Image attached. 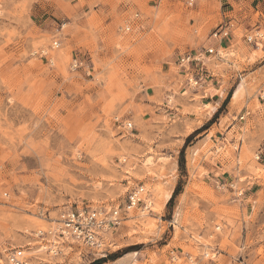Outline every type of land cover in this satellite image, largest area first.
Masks as SVG:
<instances>
[{
    "label": "rangeland",
    "instance_id": "rangeland-1",
    "mask_svg": "<svg viewBox=\"0 0 264 264\" xmlns=\"http://www.w3.org/2000/svg\"><path fill=\"white\" fill-rule=\"evenodd\" d=\"M230 2L0 0V264L6 247L36 264H264V81L232 80L261 54L246 35L264 43L263 13ZM224 20L233 44L208 55ZM188 52L210 56L220 90L248 87L234 115L188 84ZM138 186L148 209L128 206ZM77 205L123 219L99 247L45 252Z\"/></svg>",
    "mask_w": 264,
    "mask_h": 264
},
{
    "label": "built area",
    "instance_id": "built-area-1",
    "mask_svg": "<svg viewBox=\"0 0 264 264\" xmlns=\"http://www.w3.org/2000/svg\"><path fill=\"white\" fill-rule=\"evenodd\" d=\"M195 0H190L193 3ZM225 4H231L230 0H221ZM232 23L231 21L224 20L221 22L213 32V36L218 40V43H221L224 40L229 41L232 36L231 31ZM262 35L258 34H250L246 35V40L250 43L259 40ZM57 44L58 42L55 41ZM216 45L208 48L206 53L213 54L217 53ZM194 53L188 52L183 53L178 61L180 63L181 69L185 75H187V82L191 86L194 82L195 88L202 89L204 92V96L208 95L207 92V83L209 78L207 76V65L205 61L196 59L193 55ZM82 62L75 58L73 61L74 67L81 66ZM192 87V86H191ZM194 88V86H193ZM243 118V116H242ZM127 126L132 128V123L128 122ZM260 158V156H259ZM145 192L144 186L135 187L129 197V207H133L139 204H143L145 207L147 206V202L144 201L143 194ZM61 218L64 224V228L68 229L72 232L77 238L86 242V244L94 247H99L102 245V235H100V230L109 229V227H113L119 225L121 220L123 219V214L118 210H112L111 213H105L100 210H95L89 205H83L76 207H70L65 209ZM64 234V233H63ZM7 256V260L9 264H28L31 263L28 257L24 256L21 259H18L16 256V252L18 249L16 247H6L4 249Z\"/></svg>",
    "mask_w": 264,
    "mask_h": 264
},
{
    "label": "crops",
    "instance_id": "crops-1",
    "mask_svg": "<svg viewBox=\"0 0 264 264\" xmlns=\"http://www.w3.org/2000/svg\"><path fill=\"white\" fill-rule=\"evenodd\" d=\"M262 7V9H261ZM253 8L255 9V11H261L263 13V16L260 17V24L259 26H263L264 27V0H258L257 4H255V6H253ZM247 11L248 8H247ZM249 19V18H248ZM232 27V26H231ZM248 30H252V28H248ZM232 31V28H231ZM236 36H234L233 32H232V36L230 37L229 41L224 40L221 43H218V40L215 41V45L216 47L219 48V46H223V48H228L230 46H232L231 44H233V40L235 39ZM261 46H254L253 49L254 50H261V54L258 57V59L252 63L249 64L247 66H244L243 69L239 70H235L233 76H232V80H234V77L236 79V83H238L240 81V79L242 78H248L249 76L255 74L256 71L259 70V73L262 75V80L264 81V43L260 42ZM194 57L196 59H200L202 60V58H204L205 63L207 65V63L210 61L208 55H206V57H201V55L197 56L195 55V53L193 54ZM207 76L209 78V82L208 85L214 86L219 92V96H215L213 93L210 92L209 99L207 100V103H211V104H215L216 107L214 109V111L216 112H220L222 109L223 111L221 112V116L220 118L225 114H229L232 113L233 115L236 113L235 107L237 104H239L240 102H242L243 98L248 97V87H247V94L244 91V89L240 90L239 93H237L236 91V84L234 86H231V80L229 81V84L227 85L226 83H223L222 85H219V87H221L222 90H220L217 85L220 83L219 82V78L218 75H216L215 72H213V70L207 65ZM247 86V83H246ZM207 90L208 87H206ZM202 93V92H201ZM205 102V101H204ZM234 103V104H232ZM261 104L263 105L262 109L260 110L259 113L262 114V116L264 117V99H261ZM247 109V108H246ZM232 110V112H231ZM218 118V119H220ZM239 121H235L233 122V125L231 127V130L234 128H237L239 126ZM242 122V121H240ZM218 123V122H214L211 124V126L209 127V130H211L213 128V126ZM209 134V133H208ZM208 134L205 136V138L208 136ZM262 151H264V147H262Z\"/></svg>",
    "mask_w": 264,
    "mask_h": 264
},
{
    "label": "bare ground",
    "instance_id": "bare-ground-1",
    "mask_svg": "<svg viewBox=\"0 0 264 264\" xmlns=\"http://www.w3.org/2000/svg\"><path fill=\"white\" fill-rule=\"evenodd\" d=\"M250 34H252V33H250ZM259 40L256 41V45H258L259 42H262V41H259ZM213 46H215V45H213ZM209 48H211V47H209ZM205 53H206V50H205ZM206 54H208V53H206ZM213 54H218V51H217V53H213ZM208 55H212V54H208ZM191 86H192V88L194 86V89H197V88H195L194 82L192 83ZM207 86H208V83H207ZM239 88L240 87H238L236 89L237 92L240 91ZM210 90H211L210 92L213 93V94H215L216 92H219L214 86L211 87ZM259 156L260 155L257 154L256 158L259 159ZM230 186H233V183ZM143 198H144V196H143ZM144 201L147 202L148 200H145L144 199ZM89 206H91V205H89ZM150 206H151L150 203L147 202V206L146 207L144 206L145 207L144 209H148ZM91 207L93 208V206H91ZM94 209L95 210L103 211L105 213H111L112 210H118L119 208H114L111 211H107L105 209H100V208H95V207H94ZM143 213H145V212H143ZM57 220H58V222H57ZM41 231H42V229L37 230L36 235H40V232ZM108 232H109L108 229L100 230V235H102L103 237H105L108 234ZM49 233L51 234V239L48 238V239H50V240H48V243H40V247L42 249H44L45 252H48V249H51V252H53V253L56 252L57 251L56 247H58L65 240L68 241V242H70L69 239L71 241H73V242H79V243H82V244H86L85 241L77 238V236H75L72 232H70L68 229H65L64 228V224H63L62 218L60 216L56 219L55 225L52 226V230ZM39 239H41V238H39ZM73 242H70V243H73ZM86 245H88V244H86ZM28 252H29L28 250L18 249V251L16 252V256L18 257V259H21V257L27 256ZM7 256H8V254L6 255V259H8ZM35 261H37V260H35ZM28 264H36V262L28 263Z\"/></svg>",
    "mask_w": 264,
    "mask_h": 264
},
{
    "label": "trees",
    "instance_id": "trees-1",
    "mask_svg": "<svg viewBox=\"0 0 264 264\" xmlns=\"http://www.w3.org/2000/svg\"><path fill=\"white\" fill-rule=\"evenodd\" d=\"M179 186L176 188V190H175V192H174V194L172 195V197H171V200L175 197V195L179 192ZM170 200V201H171Z\"/></svg>",
    "mask_w": 264,
    "mask_h": 264
}]
</instances>
